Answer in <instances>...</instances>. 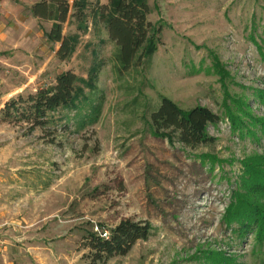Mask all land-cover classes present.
<instances>
[{
    "label": "rangeland",
    "instance_id": "1",
    "mask_svg": "<svg viewBox=\"0 0 264 264\" xmlns=\"http://www.w3.org/2000/svg\"><path fill=\"white\" fill-rule=\"evenodd\" d=\"M147 3L157 49L147 68L122 76L110 61L114 43L90 21L86 33L63 24V36L79 35L65 61L46 38L53 21L26 20L27 9L15 47L0 49V109L60 73L97 70L80 109L55 111L44 129L0 121V264H264L254 228L240 234L225 219L236 191L264 205L240 185L245 163L264 175V138L258 127L257 138L241 137L228 117L264 119V0ZM161 97L220 116L208 126L214 144L155 136L150 113ZM123 220L147 222L149 237L94 261L86 234L108 236Z\"/></svg>",
    "mask_w": 264,
    "mask_h": 264
},
{
    "label": "trees",
    "instance_id": "2",
    "mask_svg": "<svg viewBox=\"0 0 264 264\" xmlns=\"http://www.w3.org/2000/svg\"><path fill=\"white\" fill-rule=\"evenodd\" d=\"M30 10L38 20L53 21L46 38L53 43H60L56 51L60 61L72 56L79 41L78 34H62L63 24L71 21L83 33L87 32L89 21L95 26L98 23L102 25L108 39L114 43L110 61L118 76L133 67L147 68L157 49L155 33L148 20L150 7L147 0H108L107 4L97 6L88 0H74L72 5L68 0H40ZM96 72L93 68L88 78H83L68 70L55 77L53 86L18 94L4 103L0 109V121L23 123L30 130L44 129L52 122L55 111L79 108L78 101L84 95V89L94 88ZM242 114L247 120L241 116L228 115L233 130L240 131L241 137L245 130L246 134L257 138L253 128L258 127L264 138V119L252 117L248 112ZM220 121V116L207 107L195 106L184 111L166 97H161L158 106L150 113L151 131L155 136L169 141L176 138L191 149L214 144L216 140L209 135L208 126ZM256 166L250 163L243 165L244 176L240 179V185L247 188L248 193L264 195V175ZM244 197L242 192H234L225 219L227 223L236 222L240 234L253 227L255 239L261 245L264 243V205L254 208L246 203ZM151 229L147 222L123 220L110 230L108 236L87 233L84 241L92 252L93 260L99 262L126 255L137 241L149 237Z\"/></svg>",
    "mask_w": 264,
    "mask_h": 264
},
{
    "label": "crops",
    "instance_id": "3",
    "mask_svg": "<svg viewBox=\"0 0 264 264\" xmlns=\"http://www.w3.org/2000/svg\"><path fill=\"white\" fill-rule=\"evenodd\" d=\"M37 0H0V49L7 46L15 47L17 40L11 35H17L16 31H21V24L24 27L23 11L27 9V19L35 21L30 8Z\"/></svg>",
    "mask_w": 264,
    "mask_h": 264
}]
</instances>
